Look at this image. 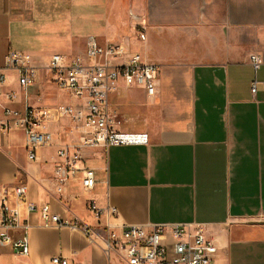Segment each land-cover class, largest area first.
<instances>
[{
	"label": "crops",
	"instance_id": "0c3cea01",
	"mask_svg": "<svg viewBox=\"0 0 264 264\" xmlns=\"http://www.w3.org/2000/svg\"><path fill=\"white\" fill-rule=\"evenodd\" d=\"M73 1L0 0V73L6 76L0 91V231L2 198L12 187L25 185L30 203L48 204L63 217L77 216L98 235L91 239L78 229L46 227L38 212L21 205L22 218L31 226L30 253H17L0 237V264H53L54 256L69 264H128L117 252L109 253L99 235L108 224L119 229L160 223L205 225L217 247L212 264H264V0H141V7L130 0V9L141 12L137 25L145 27L143 35L137 28L135 35L117 34L110 17L121 19L122 1L85 0L91 8L81 14L94 21L107 15L108 36L82 37L62 28ZM90 36L101 44L128 41L145 62L161 66L154 102L144 89L123 82L110 96L122 126L130 116L142 121L140 130L121 129L148 133L150 142L85 148L75 172L60 183L56 168L67 160L59 150L79 143L78 123L48 121L45 130L54 143L39 148L32 161L25 132H4L1 122L5 108L84 106L85 100L50 82L46 67L55 53L84 55ZM134 39L146 48V59L132 48ZM10 50L31 54L39 67L37 82L28 90L6 68ZM252 55L262 58L258 69ZM12 92L14 101L8 98ZM62 92L71 103L60 102ZM142 101L149 105L140 106ZM86 168L95 171V185L88 190L82 184ZM91 201L105 210L116 208L117 215L97 218L88 207ZM9 202L18 203L11 193ZM10 234L18 238L23 230Z\"/></svg>",
	"mask_w": 264,
	"mask_h": 264
},
{
	"label": "built area",
	"instance_id": "2783aa9c",
	"mask_svg": "<svg viewBox=\"0 0 264 264\" xmlns=\"http://www.w3.org/2000/svg\"><path fill=\"white\" fill-rule=\"evenodd\" d=\"M137 30L139 35H143L145 27L138 24ZM251 62L255 69H258L262 58L252 55ZM5 63L7 69L18 74L21 87L28 90L36 84L39 67L35 65L31 54L10 50ZM46 68L51 83L72 97L85 100V105H60L55 108L27 105L24 110L5 108L1 129L4 132L23 130L28 158L35 161L39 148L54 143V136L45 130L48 121L70 118L78 123L79 143L59 150V156L67 160V164H58L56 168L60 183L65 182L68 176L75 172L85 148L107 150L112 146L149 144L148 133L122 130V119L115 115L110 107V96L119 89L120 82L144 89L150 102H154L158 94L161 66L145 62L140 53L128 48V41L101 44L97 37L90 36L84 55L55 53ZM5 81V74L0 73V91ZM259 83L257 80L253 82V94L257 92ZM262 84L264 86V83ZM8 98L14 101L17 95L12 92L8 94ZM82 184L86 190L94 187L93 169H83ZM10 193L18 202L16 206L9 202ZM21 205L28 212H38L46 227L78 229L91 239L98 235L94 227L77 216L63 217L54 213L48 204L39 207L30 203L27 187L16 185L6 191L1 201L0 237L3 244H11L17 253H30L31 226L22 218L19 209ZM88 207L97 218L104 214L113 217L117 215L116 208L105 210L99 208L94 201H91ZM18 229L23 230V234L14 238L10 231ZM205 231V225L199 223H160L148 227L123 225L119 229L108 224L99 239L109 253L117 252L128 264H212L217 247ZM52 263L69 264V259L54 256Z\"/></svg>",
	"mask_w": 264,
	"mask_h": 264
},
{
	"label": "rangeland",
	"instance_id": "374dc122",
	"mask_svg": "<svg viewBox=\"0 0 264 264\" xmlns=\"http://www.w3.org/2000/svg\"><path fill=\"white\" fill-rule=\"evenodd\" d=\"M122 1V5H121V19L119 20V17H116V15H113L110 17L111 23H114L115 25H118V32L117 34H124L125 32L127 34H130L131 32H133L135 35V31L137 28V17L141 16V12L138 9H134V11H132V9H130V0H120ZM136 1V0H135ZM140 5V7L142 6V1L138 0L137 1ZM73 5L74 8L72 10V8L70 7V9H68V14L66 16H64V21L62 23V28L64 31H68L69 34H74L77 36H87L88 34H97V35H103V36H108V27H107V22H108V16H102V19L100 18V20H98L97 18L95 19V21L93 20L92 16H85L84 13L83 15L81 14L83 12V10L85 9V11H88V9L91 8V6L89 5L88 1L85 0H75L73 1ZM134 12V13H133ZM137 16V17H136ZM132 17L134 18L133 21L134 23L131 24L130 26H122L121 25L124 21H129L130 19H132ZM119 20V21H118ZM121 24V25H120ZM121 29L123 30V32L121 31ZM131 30V31H130ZM113 33V31L111 32V34ZM133 49L140 51L144 58L146 59V48L143 47L139 41L137 39H134L133 41ZM151 55V54H150ZM160 55V54H159ZM151 58L154 57L153 55L150 56ZM52 89L54 90L55 87L52 85ZM57 91V90H55ZM142 96L139 97L138 101H141ZM59 100L62 103H71V98L69 95L65 94V93H61L59 95ZM140 106H148L149 103H147V101H142L141 104H139ZM142 124V121L140 118H136L134 116H130L128 117V119L125 121L124 126H122L123 129H130V130H140L139 126Z\"/></svg>",
	"mask_w": 264,
	"mask_h": 264
}]
</instances>
